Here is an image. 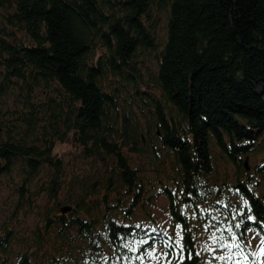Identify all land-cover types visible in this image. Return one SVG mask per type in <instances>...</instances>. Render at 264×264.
Returning <instances> with one entry per match:
<instances>
[{
	"label": "trees",
	"instance_id": "trees-1",
	"mask_svg": "<svg viewBox=\"0 0 264 264\" xmlns=\"http://www.w3.org/2000/svg\"><path fill=\"white\" fill-rule=\"evenodd\" d=\"M0 10V174L17 168L14 207L38 217L15 264H231L203 259L190 211L257 261L246 238L264 241V154L244 160L263 149L264 0H0ZM213 146L232 180L217 181ZM158 194L180 238L136 221ZM12 230L0 225V264Z\"/></svg>",
	"mask_w": 264,
	"mask_h": 264
},
{
	"label": "rangeland",
	"instance_id": "rangeland-1",
	"mask_svg": "<svg viewBox=\"0 0 264 264\" xmlns=\"http://www.w3.org/2000/svg\"><path fill=\"white\" fill-rule=\"evenodd\" d=\"M1 13L2 11L0 10ZM262 147L263 149L260 152L246 157L249 168L263 156L264 141ZM54 152L57 155H64L70 160L74 156L70 145L67 144L57 145ZM212 154L217 181H221L222 179L232 180L236 169L235 166L222 157L218 148L215 146L212 148ZM16 169H14L15 171L13 170L10 176L3 173L0 174V225L7 224L8 227L13 229L12 231L15 235L11 248L8 251L10 257L9 264H15L18 256L17 253L24 248L22 243L31 238V232L38 222L36 210L30 208L33 206H23L22 208L14 207V202L12 201L17 198L16 183L20 178ZM163 174L164 172L161 171L160 176H163ZM148 176L153 179L155 171L149 170ZM155 187H158V185L156 184ZM255 191L258 196L264 197V174L255 187ZM189 215L191 216L194 227L193 236L204 260L219 259L224 256L226 261L231 264L247 263V256L244 254L243 249L239 247L231 248V245L235 242L232 237L221 236L217 228L211 224L207 228L202 220L200 221L194 218L195 213L193 211H190ZM136 221H143L147 224L155 221L159 228L167 232H173L177 238L181 236V227L180 225H174L173 219L169 214L168 200L161 194L152 197L149 201L137 207ZM18 238H20V242ZM246 243L250 246L251 253L257 255V261L254 264H264V241L254 230L250 229L247 231ZM161 255V249L159 247H153L149 252V261L152 263L157 262L161 258ZM203 264L206 263L203 262Z\"/></svg>",
	"mask_w": 264,
	"mask_h": 264
},
{
	"label": "water",
	"instance_id": "water-1",
	"mask_svg": "<svg viewBox=\"0 0 264 264\" xmlns=\"http://www.w3.org/2000/svg\"><path fill=\"white\" fill-rule=\"evenodd\" d=\"M244 164H245L246 168L248 169L247 158H245ZM69 209H70V207L64 206V207H62V212H67Z\"/></svg>",
	"mask_w": 264,
	"mask_h": 264
},
{
	"label": "snow or ice",
	"instance_id": "snow-or-ice-1",
	"mask_svg": "<svg viewBox=\"0 0 264 264\" xmlns=\"http://www.w3.org/2000/svg\"><path fill=\"white\" fill-rule=\"evenodd\" d=\"M221 259H223V257H221Z\"/></svg>",
	"mask_w": 264,
	"mask_h": 264
}]
</instances>
